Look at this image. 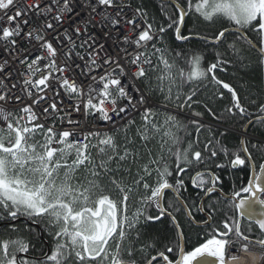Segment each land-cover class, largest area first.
<instances>
[{
    "label": "snow or ice",
    "instance_id": "snow-or-ice-1",
    "mask_svg": "<svg viewBox=\"0 0 264 264\" xmlns=\"http://www.w3.org/2000/svg\"><path fill=\"white\" fill-rule=\"evenodd\" d=\"M229 65L254 66L260 86L221 79ZM245 167L230 215L223 173ZM257 193L264 0H159L155 14L133 0H0V264H225L253 249L264 264ZM180 216L205 230L191 250Z\"/></svg>",
    "mask_w": 264,
    "mask_h": 264
},
{
    "label": "trees",
    "instance_id": "trees-1",
    "mask_svg": "<svg viewBox=\"0 0 264 264\" xmlns=\"http://www.w3.org/2000/svg\"><path fill=\"white\" fill-rule=\"evenodd\" d=\"M143 2L150 14H155L157 11V6L159 4L158 1L156 0H133L134 5L137 3H141ZM190 25V26H189ZM218 26V25H217ZM227 26V25H226ZM195 27L197 29L198 32L200 33H205L206 32V28L207 26L203 25V24H195L189 20L188 24H187V28L185 29V31L187 32V29H191ZM170 42H171V46L174 47L177 51H185L188 52L190 50H197L200 48L201 42L197 41V40H192V41H188V42H183V43H178L177 41L174 40L173 38H170ZM181 64H183V62H180ZM218 76L221 79H224L227 82L232 83L233 85H235L238 90L240 88V83L241 81H250L251 83H253L254 85H256L257 87L260 86V72L258 69H256L254 66L252 68L249 69H238L235 66H227V71H219L218 70ZM211 91V89H209ZM228 104V94L225 92V99L223 101H216L212 106L214 108L220 109L223 105H227ZM138 119V117H137ZM162 119V117H161ZM181 119H183V117H181ZM205 119H209L208 117H205ZM183 135V134H182ZM194 135V133H193ZM248 135L252 136L255 135L256 137L259 138L260 136V132H254L253 129L249 128L248 129ZM238 140V136L237 134L231 135L228 138V143L231 144H235L237 143ZM256 141H252V143H255ZM253 156L254 159L256 160L257 164L260 162V157L259 154L256 153L255 151H253ZM250 177V169L245 167L243 169H229L227 172L223 173V178H224V183H223V187H222V192L225 195H230L234 190L235 191H240L242 186H247V181ZM187 179V178H186ZM243 192H241L242 194ZM218 195V194H217ZM221 203L218 205L219 208L229 211V214H235V210H229L226 208V200L221 197L220 195H218ZM214 199L216 198V196L213 197ZM197 216H200V213H197ZM180 221L182 224H185V235H186V246L188 247V250H191L194 246L198 245L200 242H202V237L198 234H202L205 230L202 228H189L187 227L186 224V220L183 216L179 217ZM220 219V214H217L216 220L218 221ZM168 223L167 221H165L163 224L160 222H157L156 225H154L153 227V232H161L163 233V228H164V224ZM245 228V231H247V227H248V223L243 221L242 222ZM253 230L255 231V226L253 225ZM43 238L45 240H48V237L44 234H42ZM241 264H248L246 261H242Z\"/></svg>",
    "mask_w": 264,
    "mask_h": 264
},
{
    "label": "built area",
    "instance_id": "built-area-1",
    "mask_svg": "<svg viewBox=\"0 0 264 264\" xmlns=\"http://www.w3.org/2000/svg\"><path fill=\"white\" fill-rule=\"evenodd\" d=\"M29 3L32 2V0H28ZM261 198H264V194H262ZM257 249H253L252 253H243L241 260L246 261L248 264H258L259 261V254ZM246 257V258H245Z\"/></svg>",
    "mask_w": 264,
    "mask_h": 264
},
{
    "label": "water",
    "instance_id": "water-1",
    "mask_svg": "<svg viewBox=\"0 0 264 264\" xmlns=\"http://www.w3.org/2000/svg\"><path fill=\"white\" fill-rule=\"evenodd\" d=\"M156 1L159 2V0H156ZM178 42L183 43L182 41H178ZM234 170H236V169H234ZM250 177H251V175H250ZM218 195H220L221 197H223V198L225 199V196H226L225 194H223V193H219ZM248 195H250V194H247V196H248ZM257 195H258V196H261L262 194H261V193H257ZM238 199H239V198H236L237 201H238ZM254 210L256 211L257 214H259L260 212H264V206L259 205V204H256V205H254ZM201 214H202V216L204 215V213H201ZM243 220H245L246 222H248L246 218H243L242 221H243Z\"/></svg>",
    "mask_w": 264,
    "mask_h": 264
},
{
    "label": "bare ground",
    "instance_id": "bare-ground-1",
    "mask_svg": "<svg viewBox=\"0 0 264 264\" xmlns=\"http://www.w3.org/2000/svg\"><path fill=\"white\" fill-rule=\"evenodd\" d=\"M190 26V25H189ZM178 42V41H177ZM178 43H181V42H178ZM237 134L239 135V133L237 132ZM237 135V136H238ZM243 260L241 259H237V260H226L225 264H241ZM255 264V263H253Z\"/></svg>",
    "mask_w": 264,
    "mask_h": 264
},
{
    "label": "flooded vegetation",
    "instance_id": "flooded-vegetation-1",
    "mask_svg": "<svg viewBox=\"0 0 264 264\" xmlns=\"http://www.w3.org/2000/svg\"><path fill=\"white\" fill-rule=\"evenodd\" d=\"M238 169H240V168H237V170H238ZM200 216H201V215H200ZM48 239H49V238H48ZM186 248H188V247L186 246Z\"/></svg>",
    "mask_w": 264,
    "mask_h": 264
},
{
    "label": "rangeland",
    "instance_id": "rangeland-1",
    "mask_svg": "<svg viewBox=\"0 0 264 264\" xmlns=\"http://www.w3.org/2000/svg\"><path fill=\"white\" fill-rule=\"evenodd\" d=\"M237 134V133H236ZM238 135V134H237ZM239 136V135H238ZM200 215L202 216V214L200 213ZM226 262V261H225Z\"/></svg>",
    "mask_w": 264,
    "mask_h": 264
}]
</instances>
